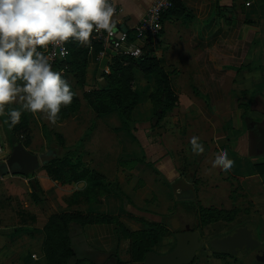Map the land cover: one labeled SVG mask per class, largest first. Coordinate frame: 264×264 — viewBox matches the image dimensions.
<instances>
[{
  "label": "crops",
  "instance_id": "obj_1",
  "mask_svg": "<svg viewBox=\"0 0 264 264\" xmlns=\"http://www.w3.org/2000/svg\"><path fill=\"white\" fill-rule=\"evenodd\" d=\"M115 1L118 6L114 14L115 27L133 32L154 0ZM246 1L182 0L185 11L166 13L161 32L144 43H149L148 48L169 72L177 94L174 108L160 124L141 133L145 138L144 148L122 123L117 110L97 113L83 93V97L78 94L81 106L73 116L52 123L51 128L63 134L66 145L80 144L78 154L86 165L98 170L104 180L118 181L132 202H123L111 191L100 195L99 202L75 200L87 182L53 179L44 166L32 172L34 176L30 178L26 174L0 175V180L6 183L5 191L0 193L3 201L0 205V264H47L43 227L52 213L63 210L111 214L131 230L147 229L144 220L149 218L135 211L168 215L175 202L170 195L173 187L176 197L195 193L197 207L229 209L242 200L246 201L245 206L257 209L264 217V174L257 166L264 163V0H249L250 4ZM93 41L91 38L88 45L87 90L104 80L102 74L109 71L111 58L117 51L109 47L98 59L99 52L95 51ZM134 74L139 101L133 117L149 120L153 115L149 95L157 86L156 79L154 74H145L139 69H135ZM11 106L19 107L15 103ZM25 112L29 114L33 144V124L43 114ZM84 112L96 114L97 120L89 126L84 125L85 120L80 123L78 117ZM48 124L41 125L46 146L44 128L49 127ZM78 128H81L80 135H73L69 140L67 129ZM55 132L52 133L54 138ZM193 134H198L204 145L197 153L190 149L189 138ZM12 145L0 116V161L7 159ZM220 148L226 149L234 160L227 171L210 163L212 154ZM144 150L152 164L142 160ZM130 158L136 159V163L128 166L121 163ZM33 178L42 188L37 202L30 196ZM11 180L18 184L15 186ZM139 181L142 185L138 187ZM11 196L18 197L22 207L36 215L34 223L21 220L20 216L11 219L15 208ZM147 202L151 205L147 206ZM185 209L184 214H193ZM73 225L72 243L78 256L86 258L91 253L98 264H105L114 257L119 264L122 249L120 245L119 253L115 252L118 240L121 242L115 223ZM170 237L161 236L152 248L158 252L168 251L175 244V240L171 245L167 243ZM84 244L86 249H81Z\"/></svg>",
  "mask_w": 264,
  "mask_h": 264
},
{
  "label": "trees",
  "instance_id": "obj_2",
  "mask_svg": "<svg viewBox=\"0 0 264 264\" xmlns=\"http://www.w3.org/2000/svg\"><path fill=\"white\" fill-rule=\"evenodd\" d=\"M172 2V7L166 13L185 11L182 0H172ZM133 41L134 36L131 35L125 45L132 48L135 46ZM148 45L149 43L142 46V52L138 56L126 53L124 47L118 49L111 58L109 71L102 74L104 81H100L98 86L87 90L85 89V82L89 47L70 38L68 40V56L55 61L54 67L57 70L63 69L61 73L72 83L76 95L71 104L62 106L57 121L62 122L79 110L81 102L77 88L82 89L84 98L95 112L107 113L117 110L122 123L129 126L130 130L133 129L131 132L134 138L144 148L146 143L141 133L145 131V127L154 128L158 126L164 116L174 108L177 100L169 72L161 64L159 57L154 54L153 50L148 48ZM93 47L96 52H99L102 49V43L93 41ZM135 69H139L145 74H154L156 79L157 86L149 95L153 105V115L149 120H137L133 117L134 108L139 101V92L134 83ZM1 118L6 124L13 145L23 143L26 147L31 146V125L27 112H23L20 121L11 128L8 126L9 122L6 117L1 116ZM44 133L48 140V147L56 151L55 156L43 165L51 177L63 182H77L79 180L87 182L86 188L77 194L78 198L75 200L84 199L88 202H99L100 195L111 191L122 198L125 203L132 202L118 181L104 180L103 175L98 170L84 164L78 154L79 143L66 145L63 134L55 132L54 138L48 127L44 128ZM144 152L142 160L146 161L147 153L145 150ZM257 166L260 173L264 174V163ZM26 175L31 176V174ZM32 187L30 196L34 202H37L41 199L42 188L36 178L35 182H32ZM201 211L202 216L206 218H226L229 215V210L225 208L203 207ZM18 212L21 220L31 221V223L36 221V215L22 206H19ZM94 222H111L120 228L128 241L130 261L132 262L144 261L145 254L152 249L153 243L170 232L167 226L163 225L152 240L149 235L150 231L147 229L131 230L115 215L100 212L85 213L80 209L55 212L49 216L43 227V251L47 264H86L85 260L78 256L72 243V234L75 230L73 224L78 223L84 226ZM118 262L121 264L120 260Z\"/></svg>",
  "mask_w": 264,
  "mask_h": 264
},
{
  "label": "clouds",
  "instance_id": "obj_3",
  "mask_svg": "<svg viewBox=\"0 0 264 264\" xmlns=\"http://www.w3.org/2000/svg\"><path fill=\"white\" fill-rule=\"evenodd\" d=\"M115 11L112 0H0V116L10 128L25 111L57 121L76 92L44 49L60 45L63 57L68 51L63 42L70 38L90 45L94 31L114 29ZM14 103L19 107L11 106ZM189 144L193 153L204 148L198 134ZM210 163L227 171L234 160L220 148Z\"/></svg>",
  "mask_w": 264,
  "mask_h": 264
},
{
  "label": "flooded vegetation",
  "instance_id": "obj_4",
  "mask_svg": "<svg viewBox=\"0 0 264 264\" xmlns=\"http://www.w3.org/2000/svg\"><path fill=\"white\" fill-rule=\"evenodd\" d=\"M245 203L246 201L242 202L241 200L238 201L236 207L229 208L230 216L228 215L226 218H206L202 216L201 207L187 208L188 212L194 211L195 216L190 220L175 221L172 217L170 228L173 230L175 244L166 252L175 247L177 231L197 230L202 242L201 246L196 250L192 260L183 264H264V217L259 214L257 209L245 206ZM249 207L251 208L249 209ZM248 209L251 211L248 212ZM174 224H177L178 227L175 228ZM216 224L225 226L224 233L216 234L217 236H212L210 240L203 239V228L210 229L212 225ZM164 225L167 226L168 223H164ZM218 225L214 227L216 228ZM170 233L166 235H171ZM225 237H229L228 250H223L221 245L216 242Z\"/></svg>",
  "mask_w": 264,
  "mask_h": 264
},
{
  "label": "rangeland",
  "instance_id": "obj_5",
  "mask_svg": "<svg viewBox=\"0 0 264 264\" xmlns=\"http://www.w3.org/2000/svg\"><path fill=\"white\" fill-rule=\"evenodd\" d=\"M77 91H78V93H79V95L81 96V97H83L82 96V93H83V90L82 89H78L77 88ZM79 122L81 123V122H83L82 120H85V122H83L84 123V125L85 126H89V125H92L94 122H95V120H97V115L96 114H94L93 113V115L91 114V115H89L88 113H86V112H84V113H82L79 117ZM49 123L48 124V126L50 127H48L49 129H52V131H51V133H53V132H55L54 130H53V128H51V125H52V123L50 122V121H48L45 117H44V115H43V117H41V116H39V118H36V120H35V122H34V124H33V130H34V133H35V137H34V142H33V144H31V146H29V147H31L30 148V150L31 151H38V153H42V152H44V151H46L49 147L48 146H46V144L44 143V139H43V135H42V129H41V125L43 124V123ZM81 125V124H80ZM84 126V127H85ZM149 126H146L145 127V131L146 130H148L147 128H148ZM82 128V127H81ZM81 128H80V130H79V128L78 129H75V130H73V129H67V132L66 133H68V135H70V138H68L69 140H72L73 139V135L74 136H79L80 135V131H81ZM128 131L129 132H131L133 129H131L130 130V127L128 126ZM149 131V130H148ZM131 134H132V132H131ZM133 135V134H132ZM157 138H158V136H157ZM77 143H75V144H72V145H76ZM126 145H128V144H126ZM125 145V147H128V146H126ZM13 146V145H12ZM11 148V147H10ZM129 148V147H128ZM125 150H126V148H125ZM145 152L143 151V154H144ZM145 159H146V161L148 162L149 161V159L147 158V155H146V157H145ZM84 162V161H83ZM123 165H133V164H135L136 163V159H125V160H123L122 162H121ZM149 164H151V162H148ZM0 164H3V166H2V173H0V175H4L5 173H8V176L9 177H11L12 175H14V174H19V173H12V172H10L8 169L7 170H4V168H5V166H6V159L5 160H3V161H0ZM84 164H85V162H84ZM6 171V172H5ZM31 174V176H34V175H32V174H34V173H30ZM29 174V175H30ZM29 178H30V176H29ZM11 183H13L15 186L18 184V182L17 181H14V180H11L10 181ZM119 183V182H118ZM5 185H6V183L3 181V180H0V193L4 190L5 191ZM142 184H141V181H139V183L137 184V186L139 187V186H141ZM32 186V185H31ZM122 188V187H121ZM171 189H172V187H171ZM33 190V189H32ZM122 190H123V188H122ZM124 191V190H123ZM125 192V191H124ZM30 193V192H29ZM126 193V192H125ZM126 195L131 199V197L126 193ZM171 200H173V199H175V202L173 203V205H172V207L170 208V211H171V213H169L168 215H164V216H162V215H157V214H155V215H147V214H144V213H142V212H140L139 210H137V211H135L136 213H138L141 217L142 216H146L147 218H149L148 220H144L145 222H146V225H147V230L148 231H150L149 232V235H150V238L153 240L154 239V236H155V234H156V232L158 233L159 231L158 230H160V227H162L163 225H164V223H168V225H167V228L169 229V231L171 232L170 234H171V239H168V240H170V241H168L167 243H169V245H171L173 242H174V237H173V230L170 228V220H171V218L172 217H180V218H185L186 220H190V219H192L195 215L194 214H191L190 216H188L187 214H184V210L186 211V209L185 208H188L187 206H189V207H191V208H193L194 209V207H197V203H196V201L194 200V198L193 199H191V200H186V201H181V199H178L177 197H176V194H175V192H174V187H173V190H172V192H171ZM185 196V195H184ZM0 197H1V194H0ZM12 197V196H11ZM28 198V197H27ZM177 198V199H176ZM122 199V198H121ZM153 199H156V198H153ZM123 200V199H122ZM132 200V199H131ZM246 200V199H245ZM12 201L15 203V208L13 209V212L11 213L12 214V216H11V219H15L16 217H18V216H20V214H19V212H18V208H19V206L21 207L22 206V202L18 199V197H12ZM124 202V201H123ZM245 202V201H244ZM127 203V202H126ZM149 203L150 202H147V206H149ZM3 204V201H2V199H0V205H2ZM5 204V203H4ZM202 204H204L203 202H202ZM246 204V203H245ZM150 205H151V203H150ZM185 206V207H184ZM201 208H203V207H201ZM214 208H216V207H214ZM251 207H249V209H250ZM247 210L248 212L249 211H251V210ZM192 211V210H191ZM194 211H192V213H193ZM188 216V217H187ZM20 219H21V216H20ZM0 220H1V213H0ZM138 221H142V220H138ZM216 225H218V224H216ZM216 225H212V227H210V229L209 228H206V227H204L203 228V235H202V237H203V239H205V240H210V238L212 237V236H215L216 234L217 235H220V234H222V233H224V230L226 229L225 228V226H222V225H218L216 228L214 227V226H216ZM119 229V238L121 239V242L118 240V242H117V244H116V246H115V252L118 254L119 253V246L121 245V249L122 250H120V255H118V257H119V260H120V263L121 264H142L143 263V261H140V262H132V261H130V254H129V250H128V241H127V239L125 238V236H124V234L122 233V231L120 230V228H118ZM212 230H213V232H212ZM214 231H215V233H214ZM222 232V233H221ZM219 233V234H218ZM216 235V236H217ZM171 242V243H170ZM87 243H89V241L87 240ZM77 246H79V245H77ZM174 245L172 244V246H171V248L173 247ZM86 247H87V245H85L84 244V247H81V249H86ZM112 251H114V249L112 250ZM122 251V252H121ZM93 254V253H92ZM84 260H85V263L86 264H98V262H97V259H96V257L94 256V255H91V253H89L88 255H87V257L86 258H83Z\"/></svg>",
  "mask_w": 264,
  "mask_h": 264
},
{
  "label": "water",
  "instance_id": "obj_6",
  "mask_svg": "<svg viewBox=\"0 0 264 264\" xmlns=\"http://www.w3.org/2000/svg\"><path fill=\"white\" fill-rule=\"evenodd\" d=\"M104 81V80H102ZM56 154L53 148H48L42 153L31 151L23 143H17L12 146L11 152L6 159V168L12 173L30 174L38 167L43 166L47 161L51 160ZM2 166L0 165V172ZM35 182V179H32ZM195 193L190 192L188 195H178V199L190 200L195 198ZM173 220L178 221L177 217ZM175 228L177 224L173 225ZM176 245L173 250L169 252H158L150 249L145 254L144 264H183L192 260L196 250L201 246L199 239V232L197 230L191 231H177L175 233ZM221 245L223 250H228L229 237L221 238L216 241ZM105 264H117V259L110 258Z\"/></svg>",
  "mask_w": 264,
  "mask_h": 264
},
{
  "label": "built area",
  "instance_id": "obj_7",
  "mask_svg": "<svg viewBox=\"0 0 264 264\" xmlns=\"http://www.w3.org/2000/svg\"><path fill=\"white\" fill-rule=\"evenodd\" d=\"M115 8V13L118 10V6L115 0H112ZM246 4H250L247 0ZM172 0H154L150 7L148 8L145 15L139 20L133 32L127 29H119L114 27L112 31H107L100 29L99 31H94L92 39L94 41H100L102 43V49L98 53V59H101L105 55V50L109 47L120 49L125 48V52L133 56H138L142 52V46L149 40L154 39L163 28V16L172 7ZM134 36L133 43L134 47L129 48L125 43L129 38ZM63 46L67 48V54L63 57L59 56L60 45H50L44 51L49 56L51 62L54 63L58 59L66 58L69 54L68 41L63 42ZM60 71H63L61 69ZM108 71V69H107Z\"/></svg>",
  "mask_w": 264,
  "mask_h": 264
}]
</instances>
